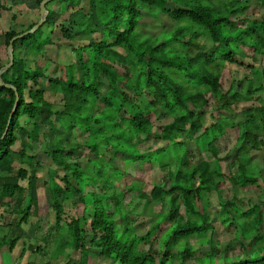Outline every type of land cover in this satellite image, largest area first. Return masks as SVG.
I'll use <instances>...</instances> for the list:
<instances>
[{
    "label": "trees",
    "instance_id": "1",
    "mask_svg": "<svg viewBox=\"0 0 264 264\" xmlns=\"http://www.w3.org/2000/svg\"><path fill=\"white\" fill-rule=\"evenodd\" d=\"M36 1L40 5L42 0ZM60 1V11L49 10L46 21L34 33L14 41V63L2 74L5 82L17 88L19 104L6 135L1 138L16 95L12 88L0 85V201L8 205L9 201L15 200L12 212L16 218L11 225L12 228L16 225L19 231L31 213H36L39 200L36 168L40 163L28 149L29 141H38L42 135L46 138L48 155L63 171L60 176L56 168L51 170L47 195L55 212L56 231H66L62 234L66 235L60 247L62 250L69 247L78 250V264H89V245L99 249L101 255L110 258L113 264H175L171 260L174 245L192 235L207 236L213 222L208 209L202 206L204 194L219 192V207L223 213H228L229 218V206L236 208L237 205L234 198L231 201L222 199L224 179L227 177L231 184L240 188L257 184L259 179L248 169L241 154L264 147V102L241 111L244 118L237 124L236 144L223 156L227 158L231 149L236 150L235 161L229 164V167L235 165L236 171L228 174L220 165L223 160L220 152L228 148L230 136L226 122L231 119L223 115L205 127L203 117L214 105L222 111L242 98L235 82L224 86L222 79L227 64H240L238 56H249L257 61L256 57L246 53L245 46H255V50L262 52L260 63L263 69L258 66L253 69L264 81V15L260 20L241 16L248 0ZM258 1L264 8V0ZM86 2L89 5L87 11ZM157 8L176 24L146 40L138 29L142 12H154ZM4 9L7 6L0 0V14ZM64 12L68 13L70 23L83 29L73 35L68 27L60 24L62 37L71 41L78 37L88 42L74 48L76 61L66 65L65 72L62 66L60 76L47 77L43 57L47 56L44 50L52 40L48 33V38L41 40V29L45 24L55 27ZM34 24L36 22L26 30ZM17 34L19 32L15 30L0 29V68L9 62L7 48ZM203 38L210 44L202 41ZM22 49L27 54L36 55L34 68L26 66L27 56L21 54ZM104 80L108 87L103 92ZM49 89L62 92V109L54 108L47 95ZM158 113L170 117L156 132V136L167 143L143 152L138 143L153 135V117ZM24 116L33 121L31 130L21 125ZM43 126L48 127L47 132H41ZM75 129L88 135L84 143L71 142ZM57 135L64 138L55 141ZM189 139L196 141L198 150L210 153L213 160L200 159L188 166L192 156L188 151ZM18 141L20 148L15 150ZM82 149L91 154L88 162L93 170L88 173L93 174L90 178L82 176L81 173L86 171L75 161V155ZM102 149L111 155L103 158ZM171 151L176 152L173 157L178 163L176 169L168 173L170 187L165 188L159 183L153 187L150 196L141 195L150 201L164 202L165 196L171 194L170 208L164 219L173 223L166 230L168 239L160 240L159 252L144 250L142 245L151 241L162 222H153L146 233L135 231L129 211L122 204L123 193L118 194L117 189L111 188L120 170L116 158L121 156L122 163L131 160L140 164L157 160L160 165L164 164V155ZM17 157L21 159L19 164L16 163ZM184 166L187 167L184 169ZM57 177L62 183L56 180ZM71 178L76 180L75 185ZM25 179L27 186L20 184ZM135 186L133 184L128 189ZM98 187L104 191H98ZM86 188L89 190L85 191ZM261 190L259 202L240 211L246 219V224H239L235 231L240 254L229 255L236 246H228L218 254L219 247L207 236L212 245L204 258L201 256L197 260L198 264H264V233L258 226L264 221V187ZM73 192L79 195L77 199L84 203L85 211L91 212L89 228L83 226L87 220L86 212L67 222L63 217L64 204L60 195L66 199ZM20 239V234L10 240L7 235H0V248L7 243L12 251ZM252 247L256 249L252 250ZM36 251L43 252V248L38 247ZM193 253L194 249L185 244L180 252L183 262L176 264H194L187 262ZM215 255H224V261L219 262L221 258L215 261ZM229 257H235V260H229Z\"/></svg>",
    "mask_w": 264,
    "mask_h": 264
},
{
    "label": "rangeland",
    "instance_id": "2",
    "mask_svg": "<svg viewBox=\"0 0 264 264\" xmlns=\"http://www.w3.org/2000/svg\"><path fill=\"white\" fill-rule=\"evenodd\" d=\"M7 6V9L2 10L0 15V29L4 30H15L16 32L25 31L32 23L37 22L40 19V9L36 0H3ZM173 5V3H169ZM88 2L85 4V11L88 10ZM49 10L60 11L61 10V1L53 0L47 5ZM161 10L157 8L154 12H148L143 10L142 19L139 24V31L143 34L144 39L155 36L159 31L164 29H171L176 23L170 19L165 13L160 12ZM241 16H248L250 19L260 20L264 15V8L259 3L258 0H248L247 4L244 7L243 13ZM68 13L64 12L57 21L55 27H48L46 24L41 29L42 38L44 40L48 38V34H51V43H48L47 47L44 50L46 57L44 72L47 77H57L60 76L62 71L61 67L63 66V72H65L66 65H70L76 61V54L74 48L78 47L81 44H86L87 40H79L75 38L74 40H68L62 37L61 30L59 25L62 24L65 27H68L73 35L77 32H80L83 27L76 26L68 20ZM48 33V34H47ZM49 36V37H50ZM98 36V34H96ZM207 44H210L205 38L201 39ZM255 46H245L244 50L247 54L257 58V61L252 60L249 56L246 58L238 56V63L227 64L224 77L222 79L224 86H228L231 81L235 82L236 86L241 90L242 98L231 105L230 107L219 111L214 108L207 110L205 116L203 117L204 126H210L214 121L220 120L221 116H229L230 121L226 122L227 132L230 136V142L227 149H222L220 156L223 157L225 153L230 149L231 146L236 144V139L239 135L238 123L243 120L241 111L250 106H258L264 102V81L258 77L253 69L255 66L259 69H263V66L260 63L261 58L263 57L262 52L255 50ZM2 52L0 45V54ZM22 55L27 56L26 66L29 68H34V62L36 55L34 53H26L25 49L21 50ZM45 56V55H44ZM105 79V78H104ZM46 84L48 81L45 80ZM261 86V87H260ZM108 87V82L104 80V86L102 91H106ZM227 88V87H226ZM47 95L50 100L54 103L55 109H62L63 107V95L62 92L49 89ZM169 116L163 113H158V116H154L153 120L155 123V128L153 129V135L150 138L144 139L138 146L141 148V151L148 152L153 150V147L160 148L164 146L167 142L156 136V132L169 121ZM234 126H232V125ZM21 125L25 126L28 130L33 128V121L27 117L21 118ZM57 128H60V125H56ZM48 127L43 126L41 132H47ZM87 134L82 132L79 129H75L72 132L71 142L73 143H84L87 139ZM64 138L63 135H57L55 141ZM188 151L190 152L191 160L188 166H193V164L198 163L200 159L213 160V156L204 151L198 150L196 148V141L189 139ZM29 153L35 156L36 161H39V165L36 168V175L38 177V208L36 213H31V217L28 219L27 223L21 225V231L17 230V226L14 225L12 228L11 223L15 220L16 216L12 212V206L15 202L13 199L9 201L10 204L5 205L4 202L0 201V230L1 234L7 235V239L10 240L11 237L20 234L21 239L17 242L14 250H9V245L7 243L0 248V263L2 264H14L15 261L18 263L15 264H78L80 259V252L73 249L72 247L62 250L61 244L66 235V231L57 232L55 227V212L50 207L47 195L50 190V180L49 174L52 169H57L58 174L61 176L63 171L61 168L57 167L51 156L47 153V142L44 136H40L38 141H29ZM237 145L241 146V143ZM20 148V141L14 145V149L18 150ZM103 150V149H102ZM178 150V149H177ZM102 157L107 158L111 153L102 151ZM106 152V153H105ZM172 153V154H171ZM171 153H166L164 155V164H158L156 160L154 163L144 162H133L131 160L123 161L121 156L116 158V165L121 170L116 174L113 172L115 182L113 187L117 189L118 194L123 193L122 201L129 211L130 221L135 227L137 233H146L148 227L152 225L153 222L161 221L160 229L154 234L151 238V241L145 243L143 246L144 250H156L160 251L161 241L163 242L168 239L169 234L166 232L167 228L172 225L171 220L164 219L166 212L169 211V203L171 199V194L166 195L164 202L161 200H148V197L141 194H146L150 196L151 191L154 186L159 183H163L165 188L170 187V175L168 174L171 171L176 169L178 161L176 160L174 151ZM107 155V156H106ZM236 155V150L231 149L230 154L227 158L223 157V160L220 162L222 169L228 174L230 171H236V166L232 165L229 167V164L235 161L234 156ZM91 157V154L82 149L75 155V161L81 166L86 172L81 173L83 177H89L93 173H88V171L93 170L91 164L88 162V159ZM241 158L246 162L247 167L251 170L254 176L258 177L257 184H251L246 188H240V186H234L230 183L229 179L226 177L224 182L221 184V194L223 200L231 201L233 198L236 200V208L229 206V211H231V216L227 218V212L223 213L222 208H220L221 198L220 193L213 191L208 194H204L202 206L203 209H208L207 212L211 215V226L207 232L208 238L214 242V245L219 247L218 254H222V250L226 247L236 246L234 251H231L229 255L240 254V243L235 241V231L239 224L245 223V217L241 216L240 211H245L251 207L253 202H259L260 195L262 192V187H264V147L260 149H250L248 153L241 154ZM20 157H17L16 163L19 164ZM234 164V163H233ZM187 166H184V169ZM117 168V169H118ZM109 174L112 175L110 171ZM56 180L60 183L61 180L59 177ZM71 181L75 185V181L71 178ZM28 181L21 180L20 184L27 186ZM136 184L133 189H128L131 185ZM111 186V185H110ZM89 188H86L85 191H88ZM98 191L103 192L104 189L101 187L97 188ZM71 197L63 199V195H60V199L64 204V219L65 221H70L72 217H81L85 212L87 218L84 221L83 226L89 228L91 220V212L85 211L84 203L79 202L77 199L78 194L72 193ZM264 196V195H263ZM28 200V199H26ZM27 203V201H26ZM183 208L182 211L183 212ZM235 218V220H234ZM166 220V221H165ZM248 220V219H247ZM246 224V223H245ZM11 225V226H10ZM260 231L264 233V221L260 225ZM206 235V234H205ZM205 235H192L188 238H184L177 242L175 247L172 248V262L181 263L183 262L180 252L185 244H189L191 249H194L193 256L188 259L187 262L198 264L197 260L208 253L212 242H209L207 236ZM91 235H88L86 239L87 244L89 245ZM241 239V238H240ZM89 264H113L110 258L104 257L101 255L99 249L95 246L89 245ZM163 246V243H162ZM38 247L43 248V252H38L36 249ZM256 247H252V250ZM20 252H23L22 254ZM217 254V255H218ZM23 256V258H22ZM17 257V260L16 258ZM204 258V256H203ZM221 258V259H219ZM224 255L216 256L215 261L219 259V262L224 261ZM235 257H229V260H235ZM205 260V259H203ZM202 260V261H203ZM210 262V259H208ZM212 263V261L210 262Z\"/></svg>",
    "mask_w": 264,
    "mask_h": 264
},
{
    "label": "water",
    "instance_id": "3",
    "mask_svg": "<svg viewBox=\"0 0 264 264\" xmlns=\"http://www.w3.org/2000/svg\"><path fill=\"white\" fill-rule=\"evenodd\" d=\"M51 1H53V0H42L40 2V5H39L40 6L39 7L40 19L36 22V24H34L28 30H25V31L13 36L12 39L10 40L9 45H8L7 52H8L9 62L0 68V85L7 87V88H12L15 91L16 99H15V103H14V106L12 108V111L9 115L8 122L6 125V129H5L1 138H3L6 135L7 130L9 128V125H10L11 118H12V116H13L14 112L16 111L17 106L19 104V94H18L17 88L14 85L5 82L2 78V74L5 71H7L9 68H11L13 63H14V46H13V43L15 40H17L19 38H23L24 36L28 35L29 33H34L46 21L48 14H49V9H48L47 5Z\"/></svg>",
    "mask_w": 264,
    "mask_h": 264
},
{
    "label": "crops",
    "instance_id": "4",
    "mask_svg": "<svg viewBox=\"0 0 264 264\" xmlns=\"http://www.w3.org/2000/svg\"><path fill=\"white\" fill-rule=\"evenodd\" d=\"M1 12H2V11H1ZM0 15H1V14H0ZM0 235H4V234H1V230H0ZM14 249H15V248H14ZM14 249H13V250H14ZM9 250H10V249H9ZM20 253L22 254L23 252H20ZM15 258H16V260H17V257H15ZM22 258H23V256H22ZM15 263H18V261H15ZM15 263H14V264H15ZM0 264H2V263H0ZM22 264H24V263H22ZM28 264H31V263L28 262Z\"/></svg>",
    "mask_w": 264,
    "mask_h": 264
}]
</instances>
